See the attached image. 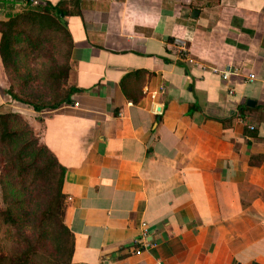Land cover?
Returning a JSON list of instances; mask_svg holds the SVG:
<instances>
[{"label":"crops","instance_id":"0c3cea01","mask_svg":"<svg viewBox=\"0 0 264 264\" xmlns=\"http://www.w3.org/2000/svg\"><path fill=\"white\" fill-rule=\"evenodd\" d=\"M33 1L61 0L0 21ZM77 2L69 104L12 100L0 56V113L65 169L67 264H264V0Z\"/></svg>","mask_w":264,"mask_h":264},{"label":"trees","instance_id":"16d2710c","mask_svg":"<svg viewBox=\"0 0 264 264\" xmlns=\"http://www.w3.org/2000/svg\"><path fill=\"white\" fill-rule=\"evenodd\" d=\"M77 9V0H61L56 5L46 3L44 6H32L30 3L26 10L14 14L7 21H0V56L10 84L7 94L12 100L30 106L35 112L54 110L71 102L70 97L78 90L64 88L69 71L71 41L63 18L78 14ZM34 31L36 40L32 39ZM52 32L63 33L69 44L67 61L50 73V77L55 80L57 70L58 79L62 82L53 85L54 94L48 103L42 102L41 98L36 102L24 100L13 89V78L19 72L25 60L22 57L27 55L28 49L18 46L25 42L32 46L31 43L35 41L40 44L43 41L41 37ZM0 155L3 161L0 188L5 205L0 210V220L16 236L29 227L33 233L24 237L26 244L21 246L23 252L20 254L5 255L0 249V263H69L73 252V236L63 223L65 196L62 194V185L65 169L48 148L39 143L32 128L17 113H0ZM45 239L47 253L40 254L39 244Z\"/></svg>","mask_w":264,"mask_h":264},{"label":"rangeland","instance_id":"374dc122","mask_svg":"<svg viewBox=\"0 0 264 264\" xmlns=\"http://www.w3.org/2000/svg\"><path fill=\"white\" fill-rule=\"evenodd\" d=\"M38 5H42L38 3ZM27 7H17L18 13L26 10ZM36 31L32 34V39L36 40ZM42 43L35 41L32 46L28 43H22L18 47H26L27 55L24 62L21 64L19 72L13 78L15 84L13 89L16 94L24 99L30 101H39L41 98L42 102L48 103L53 97L52 87L58 82H62L58 79V71L56 70V78L50 77L52 69L55 70L58 66L64 65L67 61L69 44L63 33H47L41 37ZM64 88H67L65 85ZM65 90V89H63ZM23 118V117H22ZM33 130V129H32ZM33 134L38 138L40 143L39 132L36 133L33 130ZM3 168V161L0 155V173ZM5 205L2 200L1 188H0V210H3ZM31 225V222L29 223ZM32 233L31 227L27 228L24 233L19 236L14 235L6 225L0 220V249L5 255H16L23 252V245L25 246L26 240L24 237L29 236ZM42 242V240L40 241ZM22 246V247H21ZM44 247V250H43ZM40 254L47 253L46 239L44 242L39 244Z\"/></svg>","mask_w":264,"mask_h":264},{"label":"built area","instance_id":"2783aa9c","mask_svg":"<svg viewBox=\"0 0 264 264\" xmlns=\"http://www.w3.org/2000/svg\"><path fill=\"white\" fill-rule=\"evenodd\" d=\"M32 6H36L38 5V2L33 1L31 3ZM223 78L227 77V74H223L222 75ZM250 78H252V76H250ZM155 114H158V112L156 110H154ZM250 129H252L251 127H248ZM136 245H139V248H136L134 250V255H141L146 249L149 248H153L154 244H151L148 240V226L145 222L140 224V228H139V237L138 239L134 242Z\"/></svg>","mask_w":264,"mask_h":264},{"label":"water","instance_id":"95a60500","mask_svg":"<svg viewBox=\"0 0 264 264\" xmlns=\"http://www.w3.org/2000/svg\"><path fill=\"white\" fill-rule=\"evenodd\" d=\"M251 104H252V101H248V102H247V105H251Z\"/></svg>","mask_w":264,"mask_h":264}]
</instances>
